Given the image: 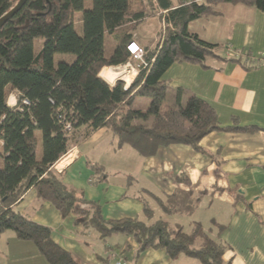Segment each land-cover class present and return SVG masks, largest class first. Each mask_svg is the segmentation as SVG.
I'll return each mask as SVG.
<instances>
[{"label":"trees","instance_id":"obj_1","mask_svg":"<svg viewBox=\"0 0 264 264\" xmlns=\"http://www.w3.org/2000/svg\"><path fill=\"white\" fill-rule=\"evenodd\" d=\"M17 2L0 0V17ZM219 2L243 3L264 12V0H89V7L85 0H26L0 26V234L10 229L18 239L32 241L48 264H81L53 241L48 226L13 210L33 188L62 217L73 214L102 238L131 235L136 253L161 248L170 258L185 254L200 264H222L225 245L201 223L193 222L187 232L161 220L151 225L137 218L106 221L98 206L69 189L53 169L73 145L102 127L117 136L118 145L128 144L142 156H153L159 147L171 144L202 151L199 142L212 131L252 129L221 126L205 100L181 88L172 90L162 79L174 62L208 67L206 60L216 57L247 69L255 66L249 52L222 56L218 50L226 46L206 42L188 30L189 22L214 13ZM160 11H165V32L146 53V66L128 88L122 80L110 86L99 77L100 69L125 63L130 58L126 45L137 25ZM36 39L42 41L37 51ZM56 53L75 57L55 63ZM12 91L18 98L10 107L7 98ZM135 96L149 99L145 109L133 106ZM195 203L190 190L178 188L161 206L169 214L190 215ZM150 211L144 204L147 216Z\"/></svg>","mask_w":264,"mask_h":264},{"label":"crops","instance_id":"obj_2","mask_svg":"<svg viewBox=\"0 0 264 264\" xmlns=\"http://www.w3.org/2000/svg\"><path fill=\"white\" fill-rule=\"evenodd\" d=\"M164 12L158 16L162 23ZM145 19L131 40L148 51L160 39L153 46L150 37L138 32ZM188 30L206 42L226 46L221 47L225 50H221L222 56H231L229 51L249 52L255 66L247 69L216 57L206 60L208 67L174 62L162 79L172 90L181 88L205 100L221 126L252 129L212 131L200 140L202 151L171 144L159 147L153 156H142L128 144L118 145L117 136L102 127L73 145L53 169L61 173L69 189L98 206L106 221L137 218L151 225L161 220L175 227L188 219L187 232L193 222H199L225 245L222 264H264V12L243 3L219 2L214 13L189 22ZM131 58L102 67L99 77L110 86L122 80L128 88L137 76L124 69L127 62L136 68ZM105 67L115 71L112 81L101 76ZM17 98L18 92L12 91L7 105L14 106ZM148 103L147 97L135 96L133 100V106L140 109ZM178 188L190 190L196 198L190 215L169 214L161 206ZM144 204L151 210L150 216L144 212ZM13 210L48 226L53 241L81 264H115L118 260L125 264H200L185 254L170 258L161 248L136 253L138 246L131 235L113 233L102 238L96 230L79 224L73 214L62 217L52 204L39 199L33 188ZM0 264L48 263L32 241L20 240L7 229L0 234Z\"/></svg>","mask_w":264,"mask_h":264},{"label":"rangeland","instance_id":"obj_3","mask_svg":"<svg viewBox=\"0 0 264 264\" xmlns=\"http://www.w3.org/2000/svg\"><path fill=\"white\" fill-rule=\"evenodd\" d=\"M89 5H90L89 4V0H85V7H89ZM79 15H80V12L77 13V16H79ZM159 15L160 14L158 13L157 15H155L156 16L155 18H153V17L146 18L145 19L146 22L145 23H141V25H139V27H138V32L145 33L148 37H150L152 39L153 46L155 45V43H156V41L158 39L162 38V35L165 32L164 21L162 23L160 17H158ZM76 29H79V25L76 26ZM157 29H159L158 33H157ZM41 43H42V41L39 40V39L34 40V49H35V51H37L40 48ZM153 48H155V47H153ZM153 48H151L149 50H153ZM144 50L146 52H148L146 49H144ZM218 51H219V53H222L221 50H218ZM223 51L225 52L224 49H223ZM238 52H240V51H229L228 54L229 55H233V56H238ZM74 57L75 56L72 55V54L56 53L54 55V62L57 63V61H59V60H65L67 62H70V61H72L74 59ZM131 61H133V63L136 66H137V64H139L138 61H136V60H134L132 58H131ZM105 68H108V67H105ZM133 68H135V67L133 66ZM185 222L186 223H183V224H180V225L183 227V229L185 231H187V230H189V226L191 225V222L188 219Z\"/></svg>","mask_w":264,"mask_h":264},{"label":"built area","instance_id":"obj_4","mask_svg":"<svg viewBox=\"0 0 264 264\" xmlns=\"http://www.w3.org/2000/svg\"><path fill=\"white\" fill-rule=\"evenodd\" d=\"M126 50L129 53V55L132 57V59L136 60L139 62V64H137L136 68H130V64L129 62H127L126 64H124V69H131L133 72V75L136 76L139 72L140 67L146 66L147 63H145L144 61V57L146 55V51L144 50V48H142L140 45H138L135 41L131 40L127 43L126 45ZM24 103H26L25 100H23ZM115 264H125L124 262H122L121 260H118Z\"/></svg>","mask_w":264,"mask_h":264},{"label":"water","instance_id":"obj_5","mask_svg":"<svg viewBox=\"0 0 264 264\" xmlns=\"http://www.w3.org/2000/svg\"><path fill=\"white\" fill-rule=\"evenodd\" d=\"M26 0H18V2L11 8L8 12H6L3 16L0 17V26L9 19L12 15H14L25 3Z\"/></svg>","mask_w":264,"mask_h":264},{"label":"bare ground","instance_id":"obj_6","mask_svg":"<svg viewBox=\"0 0 264 264\" xmlns=\"http://www.w3.org/2000/svg\"><path fill=\"white\" fill-rule=\"evenodd\" d=\"M122 69V68H121ZM101 76H103L104 78L112 81L114 76H115V71H113V69L111 68H104L102 71H101Z\"/></svg>","mask_w":264,"mask_h":264}]
</instances>
